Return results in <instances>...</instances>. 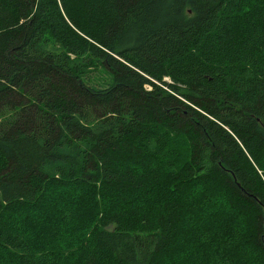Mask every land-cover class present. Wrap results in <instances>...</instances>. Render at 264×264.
<instances>
[{
	"label": "trees",
	"instance_id": "trees-1",
	"mask_svg": "<svg viewBox=\"0 0 264 264\" xmlns=\"http://www.w3.org/2000/svg\"><path fill=\"white\" fill-rule=\"evenodd\" d=\"M0 264H264V0H0Z\"/></svg>",
	"mask_w": 264,
	"mask_h": 264
},
{
	"label": "rangeland",
	"instance_id": "rangeland-1",
	"mask_svg": "<svg viewBox=\"0 0 264 264\" xmlns=\"http://www.w3.org/2000/svg\"><path fill=\"white\" fill-rule=\"evenodd\" d=\"M96 74H97V77H98L99 72H96ZM104 77H105V74L102 72V73H101V78L103 79ZM102 82H103V81L101 80V84H102Z\"/></svg>",
	"mask_w": 264,
	"mask_h": 264
}]
</instances>
